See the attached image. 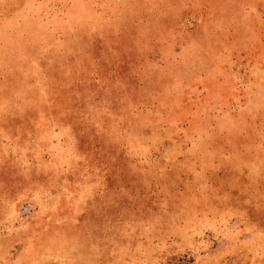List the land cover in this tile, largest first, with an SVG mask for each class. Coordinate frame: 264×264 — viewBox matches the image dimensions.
I'll list each match as a JSON object with an SVG mask.
<instances>
[{
  "label": "rangeland",
  "instance_id": "1",
  "mask_svg": "<svg viewBox=\"0 0 264 264\" xmlns=\"http://www.w3.org/2000/svg\"><path fill=\"white\" fill-rule=\"evenodd\" d=\"M0 264H264V0H0Z\"/></svg>",
  "mask_w": 264,
  "mask_h": 264
}]
</instances>
